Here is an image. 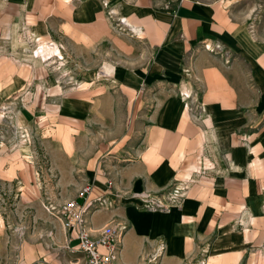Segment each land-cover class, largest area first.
<instances>
[{"label": "crops", "instance_id": "1", "mask_svg": "<svg viewBox=\"0 0 264 264\" xmlns=\"http://www.w3.org/2000/svg\"><path fill=\"white\" fill-rule=\"evenodd\" d=\"M118 15L137 36L117 29ZM49 26L134 53L136 66L115 71L118 89L140 107L147 94L152 106L132 159L112 165L95 143L91 120L110 119V89L79 85L31 104L21 99L29 87L55 83L28 49L32 35L48 38ZM203 42L223 46L230 61ZM8 97L19 124L37 125L60 172L61 198L78 199L85 184L88 199L111 197L108 179L124 193L187 182L181 205L168 211L124 196L87 214L94 234L114 217L129 223L115 264H151L145 249H155L158 237L166 249L154 264H190L200 248L208 250L206 264H264V0H0V104ZM9 146L0 143V180L12 181L43 221L5 226L0 212V264H82L83 254L66 248L60 223L39 206L30 147Z\"/></svg>", "mask_w": 264, "mask_h": 264}, {"label": "rangeland", "instance_id": "2", "mask_svg": "<svg viewBox=\"0 0 264 264\" xmlns=\"http://www.w3.org/2000/svg\"><path fill=\"white\" fill-rule=\"evenodd\" d=\"M256 1L258 3L260 0ZM111 15L116 16V13L109 10L108 16L111 17ZM118 17L119 18L116 22L117 24H120V26H117L118 30L129 33L131 36L138 35L135 31H133V29L125 27L123 18H120L122 16L118 15ZM251 27L250 31H253V28ZM46 30L49 31L48 38L37 40V37L32 35V43L28 45V49H30L31 56L39 59L42 63H45L48 66L51 74L47 76V79L53 78L55 83H48L44 86V88H42L43 86H37V89L35 86L32 88L29 87L27 89L28 93L21 99L23 100L25 98L24 102L31 104L34 98L38 97L40 99L42 94L46 98L53 97V94L56 96L57 93L67 95L73 90H76L72 88H77L79 85L80 90L83 87H85L86 90L91 86L95 92L102 91L107 88L110 89V93L112 95L110 119H105L104 121L103 119H97L96 117L95 121L91 120V125L95 128V143L97 145H104L102 158L104 157L103 155H105V159L111 160L110 163L112 165H114L117 161L118 163H122L126 160L132 159L133 156H128V152H132L135 144L138 142L142 129L145 127L144 123L146 115L151 110L152 106L150 101L151 99L147 96V94L146 97H144L143 106L140 107V103L134 102L133 95L127 99L125 95H121L122 93L118 89L115 71L119 67L124 68L129 66L133 68L136 66L134 53L127 54L121 52L117 50V48H114L109 41H100L98 43L89 44L82 41L80 38L78 40H74L75 36L73 34H69L71 38L73 37L71 39L69 36H66L68 33L64 32V30L63 32H60L54 26H49L45 29V31ZM38 45H42L44 48L37 49ZM59 56H61V58H59ZM57 84H59V87L56 86ZM61 94L58 96H61ZM38 98L37 101L39 100ZM12 100V97H8L5 102L0 104V143L4 141L10 144L8 149L17 148L19 144H25L30 147V152L25 154V156L27 157L26 159L33 164L34 174L41 192L39 206L46 215L58 222V220L54 216L50 215L44 208V203L46 204L47 200H49L47 197L54 195L53 198L56 200L52 199L55 201L54 204H62L69 199L77 198H61V187L59 184L60 172H58V170H54L52 167L50 157L43 147L42 142L40 141V135L36 130L37 125L35 124L36 127H34L33 123H31L29 124V128L25 125L23 126L19 124L16 121V109L13 107L11 102ZM100 113L103 114L102 111H100ZM133 115H135V117ZM122 137L123 139L120 140ZM76 142L79 143L83 141ZM119 143L120 146L118 148L117 144ZM96 150H99L98 147H95V151ZM115 150L118 152L120 151L121 153L118 157H114L115 154H117L115 153ZM102 158L100 157V160ZM44 175L47 177L45 178ZM181 182L182 178L175 179L169 186L166 185L157 190V192L152 193L155 195H161L163 190L166 192L171 187H174L176 184L178 185ZM86 186H89L90 188L89 184L82 185L76 191L75 196L78 197V193ZM112 187H114V181ZM162 199L166 200L165 197H162ZM77 200L81 202L80 198ZM181 203L179 205H181ZM26 206L27 204L23 202L20 196V191L14 186V183L8 180H0V212L5 226H9L12 223H31L34 220L39 222L43 221L42 218L35 214L36 210ZM113 206L114 204L112 207ZM175 206L167 209H149L143 206L142 208L147 210L168 211ZM112 207L107 209H111ZM31 209L34 213H31ZM112 222H122L128 224L129 226L127 221L117 217L112 218L111 223ZM161 240L165 242V240L161 237L156 238V245ZM148 249H150L151 252L155 250L150 245V248L148 246L145 249L146 253L148 252ZM206 250L207 248H200L199 253L196 254V257L190 264H194V262L198 259L200 260L202 256L204 257ZM151 252L147 255L144 252L143 255L148 256Z\"/></svg>", "mask_w": 264, "mask_h": 264}, {"label": "built area", "instance_id": "3", "mask_svg": "<svg viewBox=\"0 0 264 264\" xmlns=\"http://www.w3.org/2000/svg\"><path fill=\"white\" fill-rule=\"evenodd\" d=\"M44 46L38 45L37 49H42ZM203 48L220 54L226 61H229L230 55L226 49L220 44L211 46L207 42H203ZM61 58V56H59ZM188 97V95L186 94ZM187 182H181L161 195H155L150 191L124 193L117 189H112L113 180L108 179L107 186L110 188L111 197L97 196L94 198H87L90 190L89 186L84 187L79 193L78 197L83 198L82 202L77 199H69L62 204H54L47 200L44 203L46 211L54 216L66 235V248L83 254L82 264H115V260L120 255L122 247V238L128 229V224L122 222H110L106 224L99 232L95 234L89 229L87 223V214L93 212L98 208H110L116 203V200L125 197H131L135 200L136 206L140 208L146 207L149 209H167L172 206L179 205L185 197ZM166 200H163L162 197ZM77 240V246H71V242ZM165 242L159 241L156 248L147 257V261L154 264L165 250ZM200 260L194 264H205L208 258V250Z\"/></svg>", "mask_w": 264, "mask_h": 264}, {"label": "bare ground", "instance_id": "4", "mask_svg": "<svg viewBox=\"0 0 264 264\" xmlns=\"http://www.w3.org/2000/svg\"><path fill=\"white\" fill-rule=\"evenodd\" d=\"M123 22H124V25H127L126 20L123 19ZM131 29H133V28H131ZM133 31H134V30H133Z\"/></svg>", "mask_w": 264, "mask_h": 264}]
</instances>
